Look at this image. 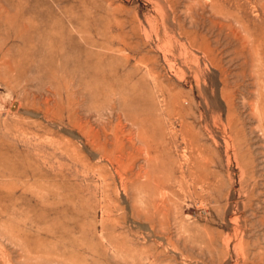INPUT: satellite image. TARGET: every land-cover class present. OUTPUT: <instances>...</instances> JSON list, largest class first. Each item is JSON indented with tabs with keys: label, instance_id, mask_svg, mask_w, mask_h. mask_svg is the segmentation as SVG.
<instances>
[{
	"label": "rangeland",
	"instance_id": "rangeland-1",
	"mask_svg": "<svg viewBox=\"0 0 264 264\" xmlns=\"http://www.w3.org/2000/svg\"><path fill=\"white\" fill-rule=\"evenodd\" d=\"M261 63L264 0H0V264H264Z\"/></svg>",
	"mask_w": 264,
	"mask_h": 264
},
{
	"label": "bare ground",
	"instance_id": "bare-ground-1",
	"mask_svg": "<svg viewBox=\"0 0 264 264\" xmlns=\"http://www.w3.org/2000/svg\"><path fill=\"white\" fill-rule=\"evenodd\" d=\"M261 51H262V50H261ZM258 61H259V60H258ZM255 62H256V61H255ZM251 64H253V62H252ZM257 64H260V63H257ZM261 64H262V63H261ZM252 66H253V65H252ZM242 68H243V67H242ZM258 69L261 70V73L259 72V73H260L259 76L261 77L262 74L264 73V64L258 66ZM241 71H242V70H241ZM259 76H258V77H259ZM251 77H252V74H251ZM263 77H264V74H263ZM263 77H262V80L264 79ZM253 78L256 79V77H253ZM253 80H254V79H253ZM260 80H261V79H260ZM262 80H261V81H262ZM255 81H256V80H255ZM255 81H254V82H255ZM263 81H264V80H263ZM256 83H258V82H256ZM257 85H258V84H257ZM263 85H264V84H261L262 87H263ZM258 86H260V84H259ZM258 86H257V89H256L257 91H258ZM263 91H264V88H263ZM259 93H260V92H258V94H259ZM258 94H256L255 96H257ZM258 97H259V96H258ZM262 98H263V97H262ZM262 98H261V100H262ZM256 99H258V98H256ZM261 100H260V101H261ZM258 101H259V100H258ZM260 101H259V102H260ZM262 101H263V100H262ZM260 104H261V103H260ZM254 105H255V104H254ZM260 106H261V105H260ZM257 108H258V107H257ZM261 108H263V110H264V107H263V106H262ZM254 110H255V112H253V114H257V110L259 111V108H258L257 110H256V109H254ZM261 113L264 114V111L261 112ZM263 114H262V116H263ZM258 115H259V116H257V117H260V113H258ZM234 116H235V114L233 115V117H234ZM262 118H263V117H262ZM260 119H261V117H260ZM260 119H258V120H260ZM233 120H234V119H233ZM259 122H260V121H259ZM261 122H262V120H261ZM235 124H236V123H235ZM239 124H240V123H239ZM239 124H238V125H239ZM260 124H261V123H260ZM258 125H259V124H258ZM228 126H229V124H228ZM229 127H230V126H229ZM259 127H260V126H259ZM230 128H231V127H230ZM260 128H261V127H260ZM231 129H232V128H231ZM231 131H232V130H231ZM233 131H234V130H233ZM243 131H244V130H243ZM238 132H240V131H238ZM263 132H264V129H263ZM235 134H236V133H235ZM240 134H241V133H240ZM241 135H242V134H241ZM239 136H240V135H239ZM239 136H237V137H239ZM230 138H232V137H230ZM235 138H236V137H235ZM241 138H242V137H241ZM241 138H240V139H241ZM236 140H237V139H236ZM236 140H235V141H236ZM238 140H239V138H238ZM232 141H233V139H232ZM235 143H237V141H236ZM238 143H239V141H238ZM236 145H237V144H236ZM239 145H240V144H239ZM239 145H238V146H239ZM241 145H242V144H241ZM233 148H234V147H233ZM238 151H239V150H238Z\"/></svg>",
	"mask_w": 264,
	"mask_h": 264
}]
</instances>
